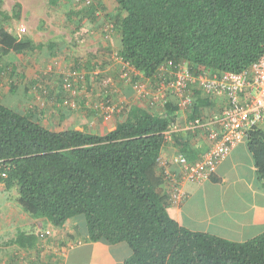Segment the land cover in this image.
Returning <instances> with one entry per match:
<instances>
[{
  "label": "trees",
  "instance_id": "trees-1",
  "mask_svg": "<svg viewBox=\"0 0 264 264\" xmlns=\"http://www.w3.org/2000/svg\"><path fill=\"white\" fill-rule=\"evenodd\" d=\"M47 1L56 6L63 0ZM64 1L74 6L67 18L77 20L76 35L88 32L87 21L92 29L102 28L114 38L121 69L116 81L103 78L104 103H113L120 90L140 83L151 94L162 83L167 88L160 101L150 94L139 102L118 104L114 129L100 135L85 129L55 130L43 124L25 99L31 90L45 96V75L43 81L38 77L29 80L19 97L15 84L9 83L12 103L3 102L0 94V185L15 191L19 210L55 228L78 221L70 238L80 236L81 230L90 243L126 244L131 255L124 264H264V232L235 242L192 231L170 216L169 190L158 166L169 144L164 133L179 126V113L185 114L186 123L205 120L228 107L225 96L219 98L191 86L184 90L191 104L181 112L180 98L167 86L175 80V72L182 64L194 76L248 69L264 53V0ZM15 8L20 9V4ZM4 19L10 17L4 15ZM43 48L0 25V79L7 66H3V57L39 55ZM47 48L50 57L57 55L55 42ZM14 69L12 63L8 70L13 73ZM62 92L57 96L61 104ZM63 108H57L62 121L69 115H63ZM184 134H171V143L188 161H194L204 152L192 149L187 136L192 133ZM245 143L256 180L264 187V131L250 128ZM37 239L35 234L18 232L9 243L27 251L36 248Z\"/></svg>",
  "mask_w": 264,
  "mask_h": 264
},
{
  "label": "rangeland",
  "instance_id": "rangeland-1",
  "mask_svg": "<svg viewBox=\"0 0 264 264\" xmlns=\"http://www.w3.org/2000/svg\"><path fill=\"white\" fill-rule=\"evenodd\" d=\"M75 1L73 3H76ZM105 3L109 7L110 3L107 1ZM16 4H20V9L15 8ZM72 7L74 8L72 2L68 3L64 0L56 6L49 4L47 0H0V25L8 27L21 38H29L35 44L44 47L39 50L40 53L37 52L39 55L30 54L25 57L12 55L11 58L10 56L2 58L3 66H7L4 69L5 75L0 79V94L2 98L4 97L3 102L9 103L8 98L12 96L8 91L9 83L15 84L16 97H19L29 80L33 81L38 77L37 80L43 81L45 79L43 76L48 73L46 88L41 87L46 93L45 96H42L44 93L40 91L31 90L26 94L25 99L42 117L43 124L55 130L82 128L102 135L113 128L117 118L113 115L112 119H106L98 115L96 112L98 109L95 107L102 103L101 98L106 91L102 83L103 78L110 77L112 81H116L117 70L121 69V63L115 55L112 36L107 35L104 29L98 27L92 29V26L85 21L88 28V32H85L88 34L86 37H83L85 34L79 37L73 32L77 20L69 21L67 18L68 11L73 9ZM4 15L10 17V20L6 21ZM51 42L56 44L55 57L49 56L47 44ZM12 63L15 66L13 73L8 70ZM87 63L95 67V70H90ZM35 71L39 74L36 75ZM129 88L120 90L114 96L113 104L126 105L139 102L137 93ZM60 89L63 90L62 95H64L62 104L57 98ZM60 105L65 107L62 109L63 115L69 112L63 121L57 109ZM91 111L94 114L90 113ZM107 120L111 121L107 122ZM0 187V203L11 204L12 207L18 208L15 191L5 190L3 185ZM77 223L78 221H75L76 226ZM40 225L42 228L45 227L42 222ZM51 227L54 231L52 236L59 237L56 232L61 231L62 234L68 225L66 224L61 230ZM86 259L87 257L81 258L79 264H83Z\"/></svg>",
  "mask_w": 264,
  "mask_h": 264
},
{
  "label": "crops",
  "instance_id": "crops-1",
  "mask_svg": "<svg viewBox=\"0 0 264 264\" xmlns=\"http://www.w3.org/2000/svg\"><path fill=\"white\" fill-rule=\"evenodd\" d=\"M113 39L112 37L111 40ZM12 55L7 56L11 58ZM35 74L39 73L35 71ZM47 76L48 73H45L46 78ZM104 99L105 97L101 98ZM99 113L98 110V115ZM179 115V126H184L183 118L186 116L184 113ZM105 118L112 119L113 116ZM114 127L115 125L111 130ZM181 133L186 135V132ZM187 136L194 151L200 154L205 152L208 144L205 136L193 133ZM176 153H179V149L169 143L161 156L171 159ZM181 188L186 195L185 199L178 205L171 204L168 213L183 227L235 242L250 240L264 232V187L256 180L253 159L245 142L236 146L219 163L209 181H185ZM67 225L62 234L61 231L56 232L59 237L52 236L54 231L51 226L45 225L42 228L40 221L19 208L0 203V263L79 264L81 258L87 257L83 264H124L131 255L129 247L124 243L108 245L87 242L81 230L80 236L70 238L75 221L69 220ZM18 232L37 235L36 248L22 251L11 246L9 242Z\"/></svg>",
  "mask_w": 264,
  "mask_h": 264
},
{
  "label": "built area",
  "instance_id": "built-area-1",
  "mask_svg": "<svg viewBox=\"0 0 264 264\" xmlns=\"http://www.w3.org/2000/svg\"><path fill=\"white\" fill-rule=\"evenodd\" d=\"M109 83L110 79H107L105 84ZM167 86L180 98L178 106L181 112L186 111L191 104V98L184 96L185 88L192 89L191 86L219 98L225 96L228 106L221 113L214 112L205 120L187 121L184 126L173 127L164 133L167 143H171L170 135L178 132L205 136L208 143L204 154L194 161H188L180 152L174 154L171 159L162 156L158 158V166L167 182L169 202L178 205L186 196L181 188L183 182L209 181L219 163L224 161L236 146L245 142L250 128L258 127L264 131V53L248 69L239 73L224 72L216 75L204 72L194 76L182 64L175 72V80ZM166 88L162 83L158 90L151 94L146 85L140 83L133 89L139 100L151 94L150 97L154 101H160L163 97L162 91ZM117 105L102 101L95 108L99 110L100 116L112 117L119 111ZM171 166L178 172H172Z\"/></svg>",
  "mask_w": 264,
  "mask_h": 264
}]
</instances>
